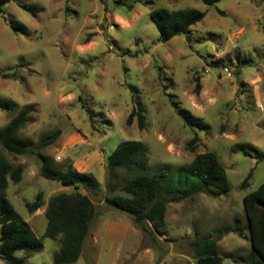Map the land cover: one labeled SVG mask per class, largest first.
I'll return each instance as SVG.
<instances>
[{"label":"rangeland","instance_id":"rangeland-1","mask_svg":"<svg viewBox=\"0 0 264 264\" xmlns=\"http://www.w3.org/2000/svg\"><path fill=\"white\" fill-rule=\"evenodd\" d=\"M20 4L36 6L38 16ZM160 8L198 9L206 17L188 35L160 43L150 18ZM11 21L24 24L27 32L14 31ZM0 99L15 104L14 111L0 109V130L32 106L31 122L20 137L35 145L43 134L61 130L44 153L57 168L73 165L92 173L106 189L94 199L100 215L76 264H98L111 220L121 224V230L113 225L109 230L122 233V240L113 245L115 258L107 264H197L190 242L210 237L235 219L246 236H224L219 252L223 264H249L245 258L254 251L243 200L264 182V161L257 159L264 155V0H223L212 6L204 0H14L0 15ZM138 105L145 115L143 129L137 118L132 125L127 122ZM124 141L147 146L149 168L139 172L143 175L165 169L170 177L199 153L213 151L231 191L179 201L166 197V227L148 223L154 240L105 200L107 156ZM2 153L24 168L22 181L10 180L7 194L44 244L23 263L53 264L61 246L43 237L45 211L51 196L71 189L43 178L37 156ZM130 178L118 169L115 181ZM40 192L43 207L29 213L26 203Z\"/></svg>","mask_w":264,"mask_h":264},{"label":"trees","instance_id":"trees-1","mask_svg":"<svg viewBox=\"0 0 264 264\" xmlns=\"http://www.w3.org/2000/svg\"><path fill=\"white\" fill-rule=\"evenodd\" d=\"M14 0H0V15L4 14L7 4ZM223 0H204L209 5H215ZM20 7L38 16L36 6L20 4ZM206 17V12L198 9L169 10L155 9L150 18L159 32L158 42L167 43L172 39L188 35L191 28ZM11 28L16 32H27L24 24L11 21ZM4 77L10 78L9 75ZM0 109L14 111L13 101L0 99ZM32 106L23 108L2 130H0V257L4 263L24 264L33 255L43 251L44 244L23 219L8 197L7 191L10 180L18 184L23 179L24 168L15 166L2 150L15 156L34 155L41 161V176L50 181L61 183L71 191L57 193L49 199L45 216L47 227L44 238L59 240L61 247L53 256V264H76L84 251L92 226L99 217L94 202L101 192L106 189L101 186L97 178L88 172H81L73 165L65 170L55 166L54 159L44 153V150L55 143L61 135V130L43 134L37 144L20 137V131L31 122ZM137 118L141 129L145 126V115L141 105L134 109L127 122L132 125ZM198 141L195 137L191 141V148ZM247 156H251L245 151ZM258 162L264 161V155L257 156ZM149 168L147 146L140 141L121 142L108 156L107 169L109 181L105 200L116 209L131 216L135 223L152 239L156 240L153 230L148 223H153L156 229L165 228L168 205L170 201H179L198 193H210L221 196L231 191V183L218 155L213 151H206L196 155L194 160L179 167L178 171L169 177L165 169L152 174H139ZM118 169L125 170L131 178L125 182L115 181ZM170 178V179H169ZM251 174L243 181L242 188L248 187ZM169 182L174 186L169 187ZM83 189L86 191L83 192ZM44 195L38 193L33 202H27L29 213H34L44 205ZM244 209L247 228L253 254L246 257L249 264H264V182L254 191L244 196ZM239 219L232 225L210 234V237L201 240H192L197 264H223L219 252L218 242L226 235L234 233L241 238L246 236ZM21 252L22 258L16 253Z\"/></svg>","mask_w":264,"mask_h":264},{"label":"crops","instance_id":"crops-1","mask_svg":"<svg viewBox=\"0 0 264 264\" xmlns=\"http://www.w3.org/2000/svg\"><path fill=\"white\" fill-rule=\"evenodd\" d=\"M68 189H70V188H68ZM116 223L117 222H113V220H111L109 226H107L105 229L106 234H105L104 239L102 240V242L100 244V249H99L100 255L96 259V263H98V264H107L109 261H111L112 259L115 258V256L113 255L114 250H115V246H113V245H116L117 242H121L122 233L117 234L115 231H113L114 229L113 230H109V229L112 228V225H113L114 228H116L115 230H118V229L121 230V227H120L121 224L120 225L118 224L119 226H115L114 224H116ZM112 238H113V240H118V241H113ZM86 244H87V241H86ZM86 244H85V247H86ZM60 246H61V244H60ZM84 250H85V248H84ZM111 255H112V258H110Z\"/></svg>","mask_w":264,"mask_h":264}]
</instances>
